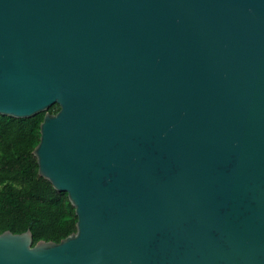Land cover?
Wrapping results in <instances>:
<instances>
[{
  "label": "water",
  "instance_id": "obj_1",
  "mask_svg": "<svg viewBox=\"0 0 264 264\" xmlns=\"http://www.w3.org/2000/svg\"><path fill=\"white\" fill-rule=\"evenodd\" d=\"M40 112L77 230L0 264H264V0H0V113Z\"/></svg>",
  "mask_w": 264,
  "mask_h": 264
},
{
  "label": "trees",
  "instance_id": "obj_2",
  "mask_svg": "<svg viewBox=\"0 0 264 264\" xmlns=\"http://www.w3.org/2000/svg\"><path fill=\"white\" fill-rule=\"evenodd\" d=\"M58 103L50 107L60 110ZM45 112L31 117L0 113V233L30 229L39 240L61 241L77 230L78 215L66 191L39 173L35 147Z\"/></svg>",
  "mask_w": 264,
  "mask_h": 264
}]
</instances>
